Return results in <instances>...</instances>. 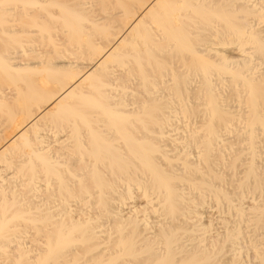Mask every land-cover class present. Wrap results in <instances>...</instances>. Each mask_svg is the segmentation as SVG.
I'll use <instances>...</instances> for the list:
<instances>
[{"label": "bare ground", "instance_id": "1", "mask_svg": "<svg viewBox=\"0 0 264 264\" xmlns=\"http://www.w3.org/2000/svg\"><path fill=\"white\" fill-rule=\"evenodd\" d=\"M0 264H264V0H0Z\"/></svg>", "mask_w": 264, "mask_h": 264}]
</instances>
